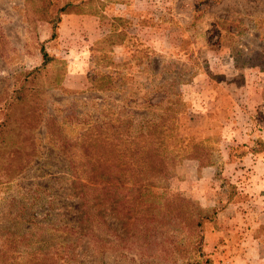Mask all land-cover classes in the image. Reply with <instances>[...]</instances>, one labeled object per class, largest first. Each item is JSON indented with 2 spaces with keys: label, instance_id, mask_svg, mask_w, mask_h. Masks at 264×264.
<instances>
[{
  "label": "rangeland",
  "instance_id": "1",
  "mask_svg": "<svg viewBox=\"0 0 264 264\" xmlns=\"http://www.w3.org/2000/svg\"><path fill=\"white\" fill-rule=\"evenodd\" d=\"M35 7L0 0V106L56 59L30 155L0 173V264H264V0H94L55 36ZM150 147L173 169L148 208L104 204L98 182L81 202L77 176L115 200L144 176L104 169Z\"/></svg>",
  "mask_w": 264,
  "mask_h": 264
},
{
  "label": "trees",
  "instance_id": "2",
  "mask_svg": "<svg viewBox=\"0 0 264 264\" xmlns=\"http://www.w3.org/2000/svg\"><path fill=\"white\" fill-rule=\"evenodd\" d=\"M108 1L112 2V0ZM25 2H30L32 8L36 5V12L40 15H44L48 12L51 13V17L48 21L52 24V35H54L55 30L61 25L65 16L88 14L90 10H86V8L90 9V4H92L94 0H25ZM42 54V65L22 73L20 79H18L17 88L13 91L10 98L0 106V110L3 111V116L0 121V173L5 171V175H10L18 170L24 161L28 159L26 157L30 154L26 152L29 145H33L32 142L28 144V140L31 139L30 131L34 130L41 122L42 112H38V109L41 110V108L37 105L40 94L36 84L42 72H46L47 67L50 64L49 62L56 60L55 58L50 57L44 50H42ZM17 107L20 108V112H16L15 109ZM160 149V147L155 149L150 147L149 150L153 152L155 151V153L152 154L153 159H150V161H143L140 158L135 159L131 156L134 160H131L124 168L121 166L123 165L121 162L114 165H112L113 162H111L107 166L109 169H104V173L106 174L113 173L111 171H114L113 169L115 168L116 171H129L144 176L142 180L134 179L133 183L130 182V186L128 184H122L120 186L122 190L120 191L123 192V194L121 197L115 196V200H113V197H110L112 192H110L111 188L108 184V182H112L113 180H100L101 177L95 175L92 177L91 182V178L89 177L84 180L80 176H77L76 186L78 188H80V186L82 187V189L80 188L81 192L79 194V199L82 203L88 204L90 198L94 197V193H92L93 186H90L91 184H96V182H98V184L103 186L102 194H104V198L102 202L104 204H109L110 206L121 205L122 208L130 211L139 204L148 208L152 203L151 197L148 195V192L146 194L143 192L146 190L148 191V188H150L153 181L164 177L167 178L172 174L173 163L164 158H158L161 157L159 152ZM32 150L34 151V148H32ZM138 150L139 148L136 149V151ZM95 156L91 157L89 155L87 158V167L89 171L93 170L91 161L94 159L96 160ZM14 160H16L18 164H13ZM89 166H91V169ZM138 184L141 187L139 189L141 194L136 195L135 192L137 189L133 188V186H137ZM138 198H141L142 200L136 201ZM184 203H186V201L180 195L173 194L170 199L162 203V206L171 208L172 206L177 207ZM172 214L176 219H181V214H179V212H172ZM134 220L135 218L133 217V221ZM182 221L183 219L180 220V222Z\"/></svg>",
  "mask_w": 264,
  "mask_h": 264
},
{
  "label": "crops",
  "instance_id": "3",
  "mask_svg": "<svg viewBox=\"0 0 264 264\" xmlns=\"http://www.w3.org/2000/svg\"><path fill=\"white\" fill-rule=\"evenodd\" d=\"M83 17L82 16H76V15H73V16H65L62 20V23L60 25V29H62V27H66V23L68 20H74V22H77L79 21V19H82Z\"/></svg>",
  "mask_w": 264,
  "mask_h": 264
}]
</instances>
